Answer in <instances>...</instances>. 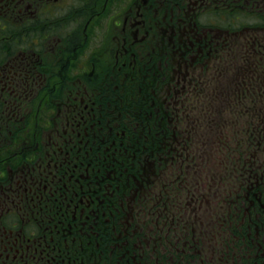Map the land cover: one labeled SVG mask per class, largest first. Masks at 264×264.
Masks as SVG:
<instances>
[{"label": "flooded vegetation", "instance_id": "1", "mask_svg": "<svg viewBox=\"0 0 264 264\" xmlns=\"http://www.w3.org/2000/svg\"><path fill=\"white\" fill-rule=\"evenodd\" d=\"M0 264H264V0H0Z\"/></svg>", "mask_w": 264, "mask_h": 264}, {"label": "trees", "instance_id": "2", "mask_svg": "<svg viewBox=\"0 0 264 264\" xmlns=\"http://www.w3.org/2000/svg\"><path fill=\"white\" fill-rule=\"evenodd\" d=\"M136 98H137L136 91L134 90V88L129 87L126 97L122 98L121 100L122 105H118L121 106L122 108L117 112H120L122 115H124V118L122 119L121 122L122 126H125L129 130V133L134 140L138 139L139 141L149 143L152 135L151 132L148 133V131L152 129V123L150 121L147 123V121H145L146 119H142L143 128H144V133L142 136L139 135L136 129L137 124L139 122ZM160 254H161V259L163 258L165 261L166 254L165 253L163 254L160 253Z\"/></svg>", "mask_w": 264, "mask_h": 264}, {"label": "rangeland", "instance_id": "3", "mask_svg": "<svg viewBox=\"0 0 264 264\" xmlns=\"http://www.w3.org/2000/svg\"><path fill=\"white\" fill-rule=\"evenodd\" d=\"M208 165L210 166V168H214L216 167L215 164L212 161H209L208 164L206 165V167L208 168ZM209 168V169H210Z\"/></svg>", "mask_w": 264, "mask_h": 264}]
</instances>
